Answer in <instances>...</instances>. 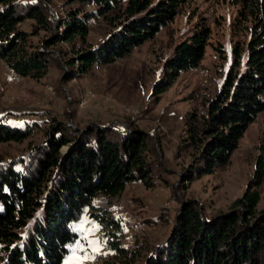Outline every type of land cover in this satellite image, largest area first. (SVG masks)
Listing matches in <instances>:
<instances>
[{
    "label": "trees",
    "instance_id": "1",
    "mask_svg": "<svg viewBox=\"0 0 264 264\" xmlns=\"http://www.w3.org/2000/svg\"><path fill=\"white\" fill-rule=\"evenodd\" d=\"M188 0H71L77 7L54 16L47 0H0V60L22 77L40 79L53 64L63 81L128 56L171 22ZM237 20L252 22L250 38L235 43L224 78L205 112L182 138L192 147L182 181L191 182L230 162L247 127L264 111V0H233ZM88 6H92L89 10ZM105 19L103 39L87 41L90 21ZM31 20L30 31L21 24ZM45 33L40 43L30 38ZM211 30L200 23L163 61L152 91L159 95L184 71L196 68ZM60 43H70L71 51ZM219 50V49H218ZM222 51V50H221ZM69 112V111H67ZM33 125L0 117V143L21 142ZM27 154L0 164V264H62L79 238L73 231L84 209L103 224L109 264H133L136 250L120 243V222L93 205L98 194L116 196L131 182L152 183L165 167L152 137L131 123L99 120L84 126L50 117ZM65 147L66 150H62ZM161 169V170H160ZM264 182V131L254 170L243 194L224 212L206 215L195 200L180 201L167 239L144 264H264V209L257 208Z\"/></svg>",
    "mask_w": 264,
    "mask_h": 264
},
{
    "label": "rangeland",
    "instance_id": "2",
    "mask_svg": "<svg viewBox=\"0 0 264 264\" xmlns=\"http://www.w3.org/2000/svg\"><path fill=\"white\" fill-rule=\"evenodd\" d=\"M47 1L55 17L77 7L71 0ZM239 7L233 0H188L171 22L128 56L110 64H96L86 74L68 81L62 79V65L53 64L44 77L32 79L16 75L0 60V117L14 125H33L32 133L23 141L0 143V164L27 154L29 145L42 139V130L52 116L79 126L94 120L107 124L129 122L148 132L165 169H160L159 176L155 173L149 185L131 182L116 196L98 194L93 200L105 218L120 222L121 245L137 252L133 264H144L155 247L167 239L180 201H197L206 215L227 211L252 176L264 131V111L247 127L228 165L191 182L182 181V172L194 149L185 147L182 138L194 123V115L199 118L205 112L208 99L220 86L231 59V47L236 42L245 44L250 38L252 22L237 20ZM31 22L26 20L21 27L30 31ZM200 23L211 30L203 59L196 68L182 72L163 93L153 94L163 61ZM109 29L105 19L91 20L88 43L100 42ZM43 36L45 33L40 31L30 40L37 44ZM58 45L72 52L70 43ZM260 190L259 210L264 209V182ZM88 213L82 217L86 215L100 226L90 236L98 241L99 250L93 254L88 249L94 259L83 264H109L116 260L106 243L105 233L110 227L104 229ZM70 255L71 251L67 257Z\"/></svg>",
    "mask_w": 264,
    "mask_h": 264
},
{
    "label": "snow or ice",
    "instance_id": "3",
    "mask_svg": "<svg viewBox=\"0 0 264 264\" xmlns=\"http://www.w3.org/2000/svg\"><path fill=\"white\" fill-rule=\"evenodd\" d=\"M87 213V209H84ZM73 231L81 233V238L75 241V245L71 247V255L64 260V264H83L84 261L94 259V255H90L88 249L94 254L99 250V243L96 239H90L99 225L94 221H90L87 216L81 218L78 224L72 226Z\"/></svg>",
    "mask_w": 264,
    "mask_h": 264
},
{
    "label": "built area",
    "instance_id": "4",
    "mask_svg": "<svg viewBox=\"0 0 264 264\" xmlns=\"http://www.w3.org/2000/svg\"><path fill=\"white\" fill-rule=\"evenodd\" d=\"M47 89H48V91H50V92H53V90H52V87H51V86H47Z\"/></svg>",
    "mask_w": 264,
    "mask_h": 264
}]
</instances>
